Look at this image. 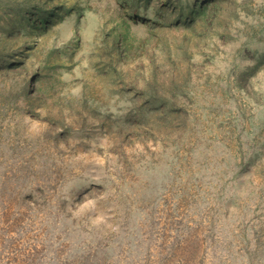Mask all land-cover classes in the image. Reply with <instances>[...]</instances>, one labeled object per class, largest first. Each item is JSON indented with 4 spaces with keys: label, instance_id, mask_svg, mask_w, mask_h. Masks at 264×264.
<instances>
[{
    "label": "rangeland",
    "instance_id": "rangeland-1",
    "mask_svg": "<svg viewBox=\"0 0 264 264\" xmlns=\"http://www.w3.org/2000/svg\"><path fill=\"white\" fill-rule=\"evenodd\" d=\"M0 264H264V0H0Z\"/></svg>",
    "mask_w": 264,
    "mask_h": 264
}]
</instances>
